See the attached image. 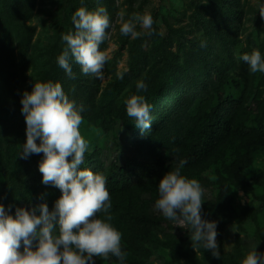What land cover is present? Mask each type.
<instances>
[{
	"label": "rangeland",
	"instance_id": "obj_1",
	"mask_svg": "<svg viewBox=\"0 0 264 264\" xmlns=\"http://www.w3.org/2000/svg\"><path fill=\"white\" fill-rule=\"evenodd\" d=\"M21 2L28 12L29 18L23 23L28 30L22 52L15 49L19 68L15 71L18 82L14 96L17 102H12V107H16L21 115L25 131V117L21 111L23 93L31 92L35 82L48 81L60 83L68 98L78 107L83 106V122L79 130L88 144L84 155L94 154L107 163L117 158L121 165L125 158L138 157L136 146L131 144L137 134L132 132L134 119L127 115L126 101L133 95L143 96L148 104L155 99L154 110L158 111V106L162 107L174 86L181 90L196 82H206L209 90H213L212 104L216 105L228 98H238L244 84L250 81L248 107L251 116L247 128L264 131V73H251L249 65L240 59L253 50L260 51L264 59V19L259 13L264 0ZM80 7L90 11L104 7L110 17V27L106 30L108 39L100 45L109 56L103 69V80L84 75L74 58L70 61L74 78H69L61 67L59 74L53 71L54 67L58 68L57 58L61 54L57 52L61 41L58 36L75 31L71 18ZM121 13L124 20L133 13L150 14L154 21L152 34L136 39L122 35ZM136 30L145 31L139 25ZM3 70L0 55V80L7 75ZM117 72H124L123 79L117 78ZM140 80L147 85L146 90L138 91L136 85ZM160 90L162 93L157 95ZM21 151L19 144L17 157L12 160V170L17 173L14 176L2 169L0 148V188L7 191L11 184L13 201L20 207L31 209V204L18 199L17 180L24 178L28 169L38 171L36 177L43 178L39 171L43 155L22 159ZM153 157L156 159L157 155ZM163 157L168 161L167 155ZM4 176H11L12 182L8 183L10 180L7 182ZM236 177L224 173L217 165L192 178L198 180L204 189L202 218L217 221L220 256L234 264H242L254 247L264 253V151L254 152L250 164ZM155 201H150L144 227L139 229L145 241L141 262L218 264L215 260L205 261L202 258L204 248L192 247L191 232L166 219L155 208ZM54 205L55 201L51 210ZM37 243V240L33 241V248ZM125 253L123 264H129L127 260H132L131 254ZM94 260L96 262V258ZM104 264L120 262L108 259Z\"/></svg>",
	"mask_w": 264,
	"mask_h": 264
},
{
	"label": "clouds",
	"instance_id": "obj_2",
	"mask_svg": "<svg viewBox=\"0 0 264 264\" xmlns=\"http://www.w3.org/2000/svg\"><path fill=\"white\" fill-rule=\"evenodd\" d=\"M259 13L264 19V6ZM71 19L75 31L62 35L66 47L57 58L58 65L69 78H74L70 63L74 58L84 75L103 80L109 56L100 45L108 39L107 10L80 7ZM153 23L147 13H133L127 20L121 13L120 32L133 39L151 35ZM138 25L145 31H137ZM240 59L249 65L251 73H264L260 51L245 53ZM116 76L123 79L124 72H117ZM136 87L138 91L147 89L143 80L137 81ZM21 105L27 139L19 155L27 159L31 154L43 153L39 163L42 183L59 189L61 195L52 210L47 203H40L30 210L16 208L15 216L6 214L0 204V264H95L94 257L104 260L116 257L123 264L126 253L121 247L122 234L111 223L106 177L80 167L88 147L79 130L83 106L71 101L60 83L51 81L35 82L31 92L23 93ZM151 109L141 95H133L126 101L128 117L141 130L151 128ZM186 163V159H181L174 170L160 179L155 208L176 226L191 232L194 249L202 246L219 259L217 221L202 218L204 189L198 180L182 175ZM98 213H103L104 218H97ZM34 240L38 241L35 248ZM242 264H264V253L254 247Z\"/></svg>",
	"mask_w": 264,
	"mask_h": 264
},
{
	"label": "trees",
	"instance_id": "obj_3",
	"mask_svg": "<svg viewBox=\"0 0 264 264\" xmlns=\"http://www.w3.org/2000/svg\"><path fill=\"white\" fill-rule=\"evenodd\" d=\"M23 5L21 0H0L1 67L7 73L0 80L1 161L2 169L14 176L17 173L12 170V160L17 157L19 144L23 146L27 139L21 125V115L16 107H12V102H17L14 96L18 82L15 71L19 68L15 49L22 52L28 30L23 24L29 18ZM62 35L58 36L61 40L58 53H62L66 47ZM60 70L59 65L53 68L55 74H59ZM212 92L206 82H196L188 89L183 87L181 90L174 86L166 102L162 107L158 106V111L154 110L156 102L153 99L150 102L151 128L141 130L135 124L132 128V132L137 134L131 141L136 146L137 158H125L120 165L117 158L107 163L94 154L84 155L81 169L89 168L106 177L112 205L109 210L111 223L122 234V251L131 254L132 260H127L129 264H146L140 260L144 256L145 241L139 229L144 227L150 201L159 198L160 179L166 172L174 170L181 159L187 160L181 169L182 175L190 179L217 165L224 173L236 177L250 164L254 152L264 151V131L247 128L251 116L248 107L250 81L244 84L238 98H228L216 105L212 104ZM161 93L162 90L157 95ZM155 154L156 159L153 157ZM37 155L31 154V158ZM164 155L168 156V161H165ZM3 174L5 172H1ZM24 175V178L17 180L18 199L22 198L31 207L47 203L51 210L52 203L61 195L60 190L51 184H43V178L36 177L38 171L34 169H28ZM5 178L6 181L10 180L8 183L12 182L11 176ZM236 179L240 181V178ZM260 179L261 175L257 176V180ZM3 190L0 188V204L4 206L6 214L15 216L16 208L20 206L13 201L11 184L7 191ZM97 218H104V214L98 213ZM202 258L208 262L215 260L218 264H234L223 256L219 259L213 257L205 249ZM110 259L120 262L116 257ZM106 261L96 258L95 263L104 264Z\"/></svg>",
	"mask_w": 264,
	"mask_h": 264
}]
</instances>
